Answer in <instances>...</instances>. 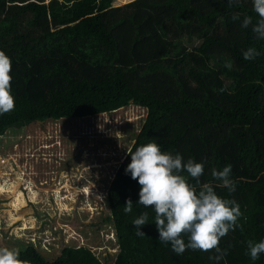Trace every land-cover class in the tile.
I'll return each instance as SVG.
<instances>
[{"label": "trees", "instance_id": "trees-1", "mask_svg": "<svg viewBox=\"0 0 264 264\" xmlns=\"http://www.w3.org/2000/svg\"><path fill=\"white\" fill-rule=\"evenodd\" d=\"M116 1L9 3L0 14V51L12 60L16 107L0 116V137L33 123L144 107L147 116L130 151L154 142L185 162L203 163L201 183L234 199L243 213V230L221 240L227 255L219 264H264V254L257 260L246 254L249 240H264V40L241 26L246 16L258 19L252 0L231 6L228 0ZM250 47L260 55L245 60ZM129 164L120 165L107 192L119 246L114 264H215L213 253L189 249L177 255L159 241L154 210L137 204L140 185L126 173ZM227 165L236 185L232 193L211 175ZM129 198L133 211L126 214ZM144 212L149 224L138 236L133 221ZM19 258L103 264L84 246L65 247L51 261L27 244Z\"/></svg>", "mask_w": 264, "mask_h": 264}, {"label": "rangeland", "instance_id": "rangeland-1", "mask_svg": "<svg viewBox=\"0 0 264 264\" xmlns=\"http://www.w3.org/2000/svg\"><path fill=\"white\" fill-rule=\"evenodd\" d=\"M11 1L3 0L0 14ZM146 116V108L131 104L1 136L0 247L19 251L33 244L54 261L63 248L84 246L103 264H114L119 246L107 192L120 165L131 163L129 151Z\"/></svg>", "mask_w": 264, "mask_h": 264}, {"label": "clouds", "instance_id": "clouds-1", "mask_svg": "<svg viewBox=\"0 0 264 264\" xmlns=\"http://www.w3.org/2000/svg\"><path fill=\"white\" fill-rule=\"evenodd\" d=\"M229 5L239 4L241 0H228ZM253 11L258 19L253 23L251 16H246L242 28L251 26L257 39L264 40V0H252ZM233 20L239 19L234 15ZM245 60H254L260 52L250 47L244 52ZM225 67L231 69L232 64ZM12 60L5 52L0 51V116L15 110V97L12 93ZM221 89L220 91H224ZM131 163L126 173L140 185L137 204L152 208L155 212L154 223L158 231L159 241L171 244L177 255L186 250L213 253L209 259L219 264L227 255V250L220 247L222 238L237 227L243 230L239 220L243 213L234 199L223 198L217 194L211 183H201L205 166L192 159L183 160L180 154L161 151V145L150 142L129 151ZM187 173V176L184 175ZM212 177L220 181L229 193L235 191L232 179V166L223 170L212 169ZM189 178L195 181L190 183ZM133 211V201L129 198L124 212ZM136 235L145 236L141 229L149 224V214L144 212L134 219ZM187 237V242L185 240ZM247 253L252 260L264 254V240L247 242ZM0 264H29L19 258V251L0 247Z\"/></svg>", "mask_w": 264, "mask_h": 264}, {"label": "bare ground", "instance_id": "bare-ground-1", "mask_svg": "<svg viewBox=\"0 0 264 264\" xmlns=\"http://www.w3.org/2000/svg\"><path fill=\"white\" fill-rule=\"evenodd\" d=\"M32 194H35V193H32ZM15 199V198H14ZM14 201V200H13ZM15 201L20 204V203H23L24 202V199H23V195L21 192H19V194L16 196V199ZM16 204V203H15ZM17 205V204H16ZM24 205V204H23Z\"/></svg>", "mask_w": 264, "mask_h": 264}, {"label": "water", "instance_id": "water-1", "mask_svg": "<svg viewBox=\"0 0 264 264\" xmlns=\"http://www.w3.org/2000/svg\"><path fill=\"white\" fill-rule=\"evenodd\" d=\"M39 123H42V122H39Z\"/></svg>", "mask_w": 264, "mask_h": 264}, {"label": "built area", "instance_id": "built-area-1", "mask_svg": "<svg viewBox=\"0 0 264 264\" xmlns=\"http://www.w3.org/2000/svg\"><path fill=\"white\" fill-rule=\"evenodd\" d=\"M3 163H4V161H3Z\"/></svg>", "mask_w": 264, "mask_h": 264}]
</instances>
